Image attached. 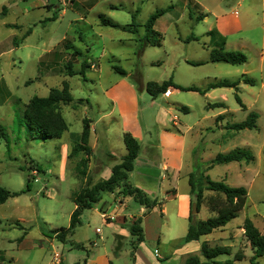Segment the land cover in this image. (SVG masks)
<instances>
[{
  "label": "rangeland",
  "instance_id": "1",
  "mask_svg": "<svg viewBox=\"0 0 264 264\" xmlns=\"http://www.w3.org/2000/svg\"><path fill=\"white\" fill-rule=\"evenodd\" d=\"M74 1L76 6L77 1L80 2V0H0V126L4 127L6 132V138L0 140V186L10 192H20L26 189V184L29 186L24 193L8 198L4 204L0 205V253L2 255L0 264H53L55 254L63 257L60 261L62 264L77 263L85 256V250L82 251L75 245L84 244L88 238L91 242L100 244L96 229H99L106 238L104 242L107 246L113 243L111 230L103 226L100 218L90 209L83 211L80 217L81 225L73 229L66 243H61L53 237L54 231L68 228L70 213L74 206L72 194L91 182L99 181L98 175H94L91 176V182L89 179L85 184L84 179L77 174L78 169L81 168L80 161L86 158L84 153L70 158L68 155L72 147L79 142L84 120L88 118L94 121L98 117L96 102L105 105L103 92L111 80V78L107 80L105 74L111 64L115 65L116 68L129 72V81L138 87L141 78L145 82L154 83L169 80L171 72L177 65L178 57H187L186 59L191 60H202L205 57V51L197 43L187 45L180 43L177 39V34L186 35L190 29L187 13H183L181 3L178 4L177 0L99 1V5L94 10L96 13H106L107 2L124 3L128 9H138L139 12L134 18V23L139 26L136 38L144 36V25L151 13L172 4L176 5L175 11L164 16L157 24L156 29L161 34L162 47H149L141 57L133 54L134 43L125 39L128 35L114 28H108V32L104 33L100 31L104 34L107 43L106 56H101L102 43L92 37V28H95L94 24L97 21L96 16L92 14L87 16L86 23H73L76 8L70 10L69 7L74 4ZM228 2L231 3L226 1L224 5ZM244 7L245 0L242 9ZM63 9L68 10L67 15L53 20L52 16H56ZM192 12L193 19H196L199 14H205L200 7ZM105 17L114 19L120 24L132 21L130 14L125 10H119L114 12V15ZM176 18L177 26H174L171 22H174ZM71 21H73L72 25ZM28 30L30 34L25 35ZM202 30L203 25L199 24L191 32ZM82 33L90 37L84 40V43L78 40ZM252 34V37L260 39L259 32ZM62 37L66 38L65 42L61 41L54 48L57 52H61V56L52 64L39 62L38 56L46 49V46ZM71 43L82 51L81 58H78L74 68L79 70L83 60H86L88 64L99 65L103 73L102 79H98L97 70L86 71L83 78L80 75L67 76L66 66L70 63L68 61L72 51L66 50L65 45ZM246 56L251 60L249 67L255 68L258 65V57L249 54ZM221 66L231 68L224 63ZM215 72L211 67L184 66L174 74V81L199 85V80L206 74ZM191 73L194 74L191 75ZM111 74L113 77V73ZM117 75L115 73L116 77ZM258 77V73L255 72L253 74L256 82L254 89L240 94L247 110L241 111L233 98H229L234 123L244 121L249 113L254 112L258 115L256 128L230 130L229 127L233 123H230V114L226 113L220 117V119H226L221 121L227 122L224 126L225 130L212 125V131L204 133L203 141L200 139L196 142V156L206 161L214 158L218 153H228L237 148L246 150L253 157V161L248 164V167H242L240 173L237 172L238 164L230 165V168L237 166L235 170L216 165L207 173L212 181L223 182L230 187H243L247 192L244 207L237 217L228 222L225 229L216 231L209 237L210 246L230 248L232 256L219 257L218 260L233 258L238 253L244 255L235 264H251L250 260L254 254L246 238L239 231V226L244 220L250 219L260 233L264 232V88H260ZM63 82L68 83L73 100L69 103H59L54 112L65 120L68 126L67 131L61 139L45 141L30 139V125L23 119L25 105L35 96L47 97L53 88L61 90ZM138 97L140 119L144 125L150 121L153 122L154 118H161L162 116L158 113L161 109L167 110L170 106L168 103L175 99L174 96L165 99L161 95L152 99L146 92L139 90ZM179 98L189 104L193 110L186 118L197 121L203 114L199 99L186 92L180 93ZM172 113L183 118L181 112L173 110ZM164 118L167 120L168 116ZM100 130L101 128L98 127V131ZM110 139L112 147L118 150L117 132L112 131ZM91 142L92 138H90ZM121 148L124 152L123 145ZM115 153L117 154L118 151ZM116 154L115 156L118 157ZM202 175L203 183L206 175L205 173ZM195 176L197 181H200V173ZM211 194L204 192L205 199L202 200L200 213L192 215L190 208L194 221L205 220L211 216L205 206L206 199ZM129 207L130 212H136L138 203L131 201ZM24 233H26L25 236ZM23 236L21 242L20 238ZM133 242L134 237L131 236L129 227V235L123 240L121 252L124 254L125 251H130L131 257L132 252L134 254L139 245L133 249ZM145 242L148 244L151 241L146 238ZM161 243L164 245L161 248L163 250H174L176 245L182 244L180 240L169 242L167 239H161ZM83 247L91 248L90 244ZM256 261L258 264H264V256Z\"/></svg>",
  "mask_w": 264,
  "mask_h": 264
},
{
  "label": "crops",
  "instance_id": "2",
  "mask_svg": "<svg viewBox=\"0 0 264 264\" xmlns=\"http://www.w3.org/2000/svg\"><path fill=\"white\" fill-rule=\"evenodd\" d=\"M99 1L100 0H80V2L77 1V6L74 1V4H71L69 7L70 10L76 8V15H74L73 18L74 22L71 21V25L72 22L77 24H79V22L86 23L87 16L92 14L96 16L97 20L94 24L95 28H92V37L102 43L103 49L101 56H106L107 43L104 34L100 31L103 33L108 32V28L118 29L122 33L128 35L125 39L134 43V48L132 49L134 52L133 54L136 55V57L143 56L147 49L152 46H143V48L140 49L142 36H140L141 38H136V36L120 29L121 27L128 26L130 21L129 23L120 24L108 17L107 19L118 26L108 27L101 25L99 19L100 16H112L114 12L119 10H125L130 14L132 19V15L135 17L137 16L139 12L138 9H128L124 3L115 4L107 2L105 4L106 13H96L94 10L99 5ZM226 1H231V3L228 2L227 5H224ZM177 3H181L182 10H184L183 13H187L190 25L188 34L176 35L178 41L187 45L197 43L198 46L205 51V57H203L202 60H191L186 59L187 57H178L177 65L171 72L169 79L177 86L184 88L193 87L201 91H189L186 93H190L195 98L199 99L203 114L197 121H190L187 119L186 117L190 116L193 110L189 104L181 101L179 98L180 93L185 92L175 88H169L167 91L169 93L168 97H165V95L161 96L165 99L174 96L175 99L173 102L168 103L170 106L167 110L161 109L160 113H158L163 118H154L153 122L150 121L147 125H144L140 119L138 90L140 92H146L144 87L149 82H145L141 78L138 83V89V87H135V85L129 81V72L122 69L125 75H120L113 70V67H116L115 65L111 64V66H109V70L105 76L107 80H110V78L111 80L103 92L105 105H101L97 101L96 107L99 114L98 117L94 119V121L87 118V121L89 120L88 126L90 132L88 146L91 149V154L87 163L86 176L83 178V181L86 184L90 179L91 182V176L94 175H98L97 178H99V181L106 180L110 177L111 168L119 164L121 159L126 155L125 147L123 152L121 146H124L123 134L129 133L140 143V152L134 161L133 170L127 174L126 183L142 191L151 200H156V205L146 212V208L138 204L137 211L130 212V202H134L131 197H122L118 195L119 190L113 193H103L106 195L103 196L102 194L100 201L93 205L90 210L100 218L103 226L111 230L113 243L107 246L104 242L106 238L99 229H96L100 244L91 242L89 238L84 241V244H81L82 247L87 244L91 246L90 249L81 248L82 251L85 250V256L81 259V261L85 259V264H185L186 259L190 256L200 257L201 244L203 242L209 243V237L213 235V233L225 229L224 226L223 228L214 230L211 234L201 237L198 241H184L189 225V217L191 215L190 208L192 204L188 178L190 174L197 173H205L207 176V173L216 166L214 165L208 169L210 162L215 157L206 161L200 156H196V142L200 139L203 141L205 138L204 133L211 132L212 125L220 130H225L224 126L227 122L222 123L221 121H226V119H220V117L226 113H229L231 116L230 123L235 124L232 119L233 114L230 112L232 108H230L229 105V98H233L235 104L241 111L247 110L240 94L247 90L251 91L256 87V82L253 79V74L255 72H257L259 76L258 82L260 88H264V0H245L244 9H242L244 0H177ZM168 7V11L160 16L153 26L154 32L160 36L161 34L158 33L156 29L157 24L164 16L173 13L176 9V5L173 4ZM198 7L202 8L205 14H199L197 16L199 19L196 20L191 18L193 13L192 10L197 11ZM67 11V9L61 10L56 16H52V19L55 20L60 16L65 17L68 13ZM152 14L153 13L150 15ZM176 22L177 18L171 23L177 26ZM198 22L203 25V30L201 32H191L199 25ZM253 32L260 33L259 40L252 37ZM211 33H213L214 36H211ZM189 37H195L197 40L186 41ZM86 39H90V37H86L84 33L78 38V40L83 43ZM65 40L66 38L62 37L58 41L47 45L48 47L46 46V49L38 56L39 62L52 64L56 58L61 56V52H57L54 48L58 46L61 41L65 42ZM221 43H223L224 49L227 51H240L246 55L257 56L258 65L255 68L249 67L251 63L249 57H247V62L242 65L224 64L229 65L231 68H222V63H210L209 55L211 50ZM65 47L66 50L72 51L69 56L70 60L68 61L71 63V71L78 73L81 70L82 63L79 65V70L75 69L74 65H77L78 58H81L82 51L75 47L73 43L67 44ZM161 47L162 40L161 45L156 48ZM191 63H201V65L196 66ZM89 65L90 66L85 69V72L88 70H97L99 74L98 79H102L103 73L100 66L94 64ZM184 66L190 68L200 66L211 67L216 72L206 74L205 77L199 80V85L174 81V74L178 73L179 69ZM111 73H113V77H111ZM115 73L118 74L117 77ZM193 74L194 73H191V75ZM67 76L71 77L68 74ZM242 77L253 80L254 84L249 85L241 81L237 86V91L234 88H217L206 91L208 84L212 82H234L241 80ZM235 95L239 97L242 106L236 102ZM216 104H222V106L216 107ZM173 110L181 112L183 118L172 113ZM165 116H168L167 120L164 118ZM206 122H209L208 124H211V126L206 124ZM98 127L101 128L100 131H98ZM112 131L118 134V150L112 147V141L110 139ZM90 138H92L91 143ZM117 151L118 153L116 154L115 152ZM115 154L118 155V157H116ZM231 164H238V173L242 171V167H248V164L244 162H232L222 166L235 170L237 166H235V168H230ZM95 183L91 182V184ZM75 208L76 206L74 205L73 210ZM200 212L201 208L198 213ZM82 214L83 212L81 215ZM212 215L211 213V216ZM137 220L141 221L140 226L143 230L144 241L137 246L133 257H130V251H125L123 254L121 250L123 240L128 238L130 225ZM241 226H239V231L241 235H243ZM25 234L26 233H24V236ZM24 236L20 238L21 242ZM53 237L55 236L53 235ZM146 238L151 242L147 244V242H145ZM161 239H167L169 242L172 240H180L182 244H180V246L176 245V249L174 250H163L161 248L164 245L161 243ZM155 250H157V253H155ZM230 256H232V254H230ZM62 259L63 257L55 254L53 259L54 263H52L62 264V262H60ZM0 260H2L1 253ZM224 260L226 259L221 261Z\"/></svg>",
  "mask_w": 264,
  "mask_h": 264
},
{
  "label": "trees",
  "instance_id": "3",
  "mask_svg": "<svg viewBox=\"0 0 264 264\" xmlns=\"http://www.w3.org/2000/svg\"><path fill=\"white\" fill-rule=\"evenodd\" d=\"M116 9V8H112ZM168 8L155 11L148 18L144 25V36L141 38L140 49L143 46L159 47L161 45V36L154 32L153 26L156 20L168 11ZM135 16L132 15V22L128 26L121 27L124 32L135 35L138 33V27L134 23ZM192 18V17H191ZM100 23L103 26L118 27L109 19L100 16ZM199 18H196L198 20ZM30 30L25 35H29ZM214 36L213 33L210 34ZM197 40L195 37H189L186 41ZM210 63H224L229 65H242L247 62V56L240 51H227L224 49L223 43L211 50L209 55ZM192 65H201V63H191ZM90 65L84 60L81 64V70L78 73L71 71V63L66 66L69 76L80 75L84 77L85 69ZM113 70L120 74L125 75L123 70L113 67ZM253 85L254 81L242 77L241 80L234 82L217 81L208 84L206 91L217 88H234L237 91V86L240 82ZM169 88H175L183 92H201L196 88L189 87L184 88L175 85L171 79L163 81L161 83L149 82L145 85L144 89L146 93L152 98L166 93ZM72 96L70 94L68 83L63 82L62 89L53 88L47 97H33L25 105L23 119L26 120L29 127L30 139H36L45 141L48 139H61L62 135L67 131V124L65 120L56 112L57 105L59 103L71 102ZM236 102L242 106L241 101L237 95H235ZM222 104H216V107H220ZM258 115L251 112L247 115L246 119L240 123L230 125L229 129L233 131L252 130L256 128V121ZM89 126L87 120L83 122V128L80 134V139L75 144L68 157H73L79 153H84L86 158L82 159L79 163L80 167L77 174L84 178L86 176L87 161L91 154V149L88 146L89 139ZM6 138V132L4 127L0 126V140ZM123 144L126 149V155L121 159V162L111 168V175L106 180H100L95 184H89L80 188L77 192L72 194V202L76 206L70 215L69 226L67 229H60L54 231L53 235L61 243L67 242V237L71 234L74 228L81 225L80 216L81 213L90 209L93 205L97 204L103 193H113L119 190L118 195L122 197H131L136 203L146 208V212L151 210L156 205V200H151L142 191L134 188L126 183L127 174L134 168V161L140 152V143L129 133L123 134ZM253 161V157L244 149H234L228 153H219L210 162L208 169L214 165H224L232 162H244L249 164ZM200 181H197L195 174H190L188 183L190 186L191 203L196 204L197 212L201 206L202 200H204V192L212 193L208 199H206V206L210 213L213 215L206 220L194 221L193 216L189 217V225L184 241H198L201 237L211 234L214 230L223 228L228 222L235 219L238 213L244 207V201L247 196V192L243 187H230L223 182L212 181L208 176H204L203 183L200 174ZM201 182V183H199ZM199 183V184H198ZM28 184L26 189L20 192H10L0 186V205L4 204L8 198L16 197L21 193L28 190ZM18 225V224H17ZM243 229V235L249 243L250 248L254 254L250 260L251 264H258L257 259L264 256V234H261L258 229L253 225L252 221L246 218L241 226ZM130 234L134 237L132 243L133 249L144 241L143 230L140 226V220H137L130 226ZM76 248H83L81 245H75ZM231 254L230 248L227 246H210L207 242H203L200 248V257L190 256L186 259L185 264H235L240 261L244 255L242 253L236 254L232 259H226L224 261L218 260L219 257H229ZM133 257V252L131 254ZM74 264H85V259L81 262Z\"/></svg>",
  "mask_w": 264,
  "mask_h": 264
},
{
  "label": "water",
  "instance_id": "4",
  "mask_svg": "<svg viewBox=\"0 0 264 264\" xmlns=\"http://www.w3.org/2000/svg\"><path fill=\"white\" fill-rule=\"evenodd\" d=\"M191 213H192V215H196L198 212H197V208H196V204L195 203H193L192 205H191Z\"/></svg>",
  "mask_w": 264,
  "mask_h": 264
},
{
  "label": "built area",
  "instance_id": "5",
  "mask_svg": "<svg viewBox=\"0 0 264 264\" xmlns=\"http://www.w3.org/2000/svg\"><path fill=\"white\" fill-rule=\"evenodd\" d=\"M164 95H165V96H168V95H169V93H168V92H166V93H164Z\"/></svg>",
  "mask_w": 264,
  "mask_h": 264
}]
</instances>
